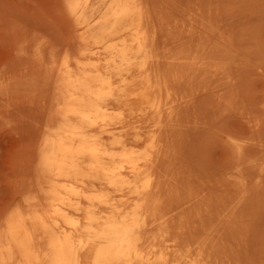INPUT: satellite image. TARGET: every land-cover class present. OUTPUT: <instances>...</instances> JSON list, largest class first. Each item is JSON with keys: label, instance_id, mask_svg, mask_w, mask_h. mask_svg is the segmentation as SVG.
<instances>
[{"label": "bare ground", "instance_id": "6f19581e", "mask_svg": "<svg viewBox=\"0 0 264 264\" xmlns=\"http://www.w3.org/2000/svg\"><path fill=\"white\" fill-rule=\"evenodd\" d=\"M64 3L77 38L73 47L64 50L58 66L50 70L54 94L49 105L53 113L49 114L38 145L39 178L33 196L17 209V225L6 233L0 232V264H215L204 254L209 249L208 241L202 238L204 250L203 242L198 241L202 235L201 229H196L199 224L189 232L174 231L179 208L185 211V206L198 205L201 198L197 200V196L209 200L207 197L215 195L210 191L212 195L203 196L204 188L196 184L197 189L188 187L187 182L185 186L179 178L170 176L179 180L176 182L180 189L186 187L185 193L183 188L180 192L179 187L174 188L178 189L177 198L188 194L193 201L176 207L179 199L176 200L174 186H169L174 180L167 177L164 185L159 168L160 164L167 168L166 161L171 165L169 156H165V163L162 157L166 151L163 141L177 126L174 117L184 116L185 110L193 113L186 103L187 106H179V89L187 81L183 78L185 65L203 62L201 45L197 48L201 55H197V49L192 56L191 52L186 53L187 37L191 39L193 35L189 36L185 30L188 28H182V24L178 26L186 36L177 30L176 34L170 33L174 34L173 43H167L169 31L162 33L160 28L165 22L162 18L169 14L163 11L162 17L160 11L161 22L157 23L158 12L156 16L152 14L154 9L151 12L150 2L145 0ZM180 12L181 15L182 9ZM197 13L195 16L200 18ZM196 20L199 26L200 19ZM50 54L49 63L56 62V51ZM136 106L141 111L133 115L131 110ZM183 116L175 119L184 123L188 116ZM172 132L175 134L170 136H177ZM174 145L179 149L177 142ZM179 157L177 154L174 159ZM170 168L176 169L172 165ZM192 171V175L201 176ZM189 190L193 195L198 192L196 200ZM166 192L174 194L171 197L176 202L166 198L165 204ZM214 199L212 204H201L203 208L198 213L209 205L215 210ZM194 207L192 211L197 206ZM161 209L163 212H159ZM212 210L207 214L215 212ZM211 215L209 220L215 222ZM194 217L198 218L197 213ZM209 220H205L206 225L202 221L201 224L207 226ZM194 231L200 232L198 238ZM214 236L215 233L210 238ZM211 245L214 246L212 242ZM213 251L209 253L214 254Z\"/></svg>", "mask_w": 264, "mask_h": 264}, {"label": "rangeland", "instance_id": "374dc122", "mask_svg": "<svg viewBox=\"0 0 264 264\" xmlns=\"http://www.w3.org/2000/svg\"><path fill=\"white\" fill-rule=\"evenodd\" d=\"M145 1L150 2L148 6L151 12L154 9L152 14L156 16L158 12L157 23L161 22L163 11H166L165 15L169 14L166 19L165 16L162 18L168 28L163 27L164 23L160 28L163 29L160 31L162 33L166 29L169 31L167 43H173L175 32L184 33L186 30L189 36L192 34L195 37L198 33L195 38L200 37L193 39L191 36L194 43L187 37L189 48L186 53L191 52L192 56L197 51L199 56L203 52L200 65H185L183 78L184 82L187 81L179 89V106L188 105L190 109H187L193 113L190 115L183 109L184 116H190H175L177 126L172 131L177 136H170L175 134L171 131L170 137L163 141L166 151L162 163L168 160L165 156H169L172 168L176 169L172 171L168 161L164 164L167 168L160 164L165 169L163 171L159 167L160 177L163 176L159 178L163 179V183L165 178L172 180L170 176H175L185 186L187 182L188 187L194 188L196 184L200 189L204 188L203 196H208V193L210 196L212 191L215 197L202 200L197 196V200L201 198L198 205L194 201L196 204L191 206L199 209L196 207L192 211L190 205L188 208L185 206L190 204V195L183 194V199L180 196L177 198L178 189L174 188L179 187V180H172L178 186L169 181L172 185H167L174 186L176 200L179 199L176 207L181 203V207L189 209L184 208L183 211L177 208L181 212L174 223V231L189 232L200 228L202 235L199 236V243L203 242V238L204 242L211 240L210 245L207 242L209 249L215 246L211 250L216 254H210L211 250H204V242L201 245L205 257L214 259L215 264H264V0ZM163 3L162 8L158 7ZM191 8L196 9L201 17L195 16L196 12H192ZM179 9H182L181 15ZM184 16H190L189 20H184ZM194 17L200 19L199 26ZM181 24L188 31L178 26ZM213 24L215 27H211ZM73 25L64 0H0V232L6 233L17 225L18 207H24L27 198L35 193L39 178L38 145L42 129L50 120L49 114L51 111L53 113L49 105L54 94L50 70L58 66L64 50L74 46L78 32ZM190 44L194 46L190 48ZM199 46L201 52H198ZM53 51H56L57 61L49 63ZM140 111L141 107L136 106L131 113L135 115ZM178 116L186 119L184 123L175 119ZM175 141L180 150L174 145ZM163 142L160 141V145ZM177 154H180L179 160L174 159ZM192 169L201 176L192 175ZM196 180L203 182L204 186ZM181 189L179 187L178 191ZM182 190V193L186 192L184 188ZM189 191L192 199L196 200L198 192L193 195ZM167 192L165 204L169 198L176 202L171 197L174 194L170 196L172 189ZM212 198L216 201L213 203L215 210H212L214 206L209 205L211 209L208 206L205 211L201 210L204 212L200 211L203 215L199 214L204 205L212 204ZM211 210L215 211V215L211 213L215 216V222L209 220ZM196 213L199 219L194 217ZM207 218L212 223L203 226ZM194 221L198 222L193 224ZM195 224H199V227ZM198 232L194 231L196 237ZM214 233V239L210 238Z\"/></svg>", "mask_w": 264, "mask_h": 264}]
</instances>
